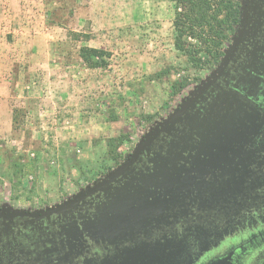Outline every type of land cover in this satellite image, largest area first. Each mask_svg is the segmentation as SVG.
Here are the masks:
<instances>
[{"label": "rangeland", "instance_id": "1", "mask_svg": "<svg viewBox=\"0 0 264 264\" xmlns=\"http://www.w3.org/2000/svg\"><path fill=\"white\" fill-rule=\"evenodd\" d=\"M261 14L264 0H245L221 65L198 72L174 49L167 1L0 0V218L68 209L112 188L178 125L194 128L191 112L219 86ZM82 47L109 53V66L88 68ZM186 77L191 85L173 96L174 80ZM121 135L128 140L110 161L106 141Z\"/></svg>", "mask_w": 264, "mask_h": 264}, {"label": "flooded vegetation", "instance_id": "2", "mask_svg": "<svg viewBox=\"0 0 264 264\" xmlns=\"http://www.w3.org/2000/svg\"><path fill=\"white\" fill-rule=\"evenodd\" d=\"M261 18L219 86L191 112L198 117L194 128L178 125L112 188L83 196L68 209L1 217L0 264H105L134 244L132 238L138 242L131 248L143 244L158 253L138 264H264V14ZM187 177L191 183L197 177L199 187L192 196L175 198L174 192L191 186L184 185ZM129 183L139 202L134 207L151 205L148 211H131L120 194L113 195ZM206 188L210 195L198 199L196 193ZM204 199H215V212L185 211L184 206L205 207ZM206 216L208 226L202 224ZM106 221L114 223L117 237L103 234Z\"/></svg>", "mask_w": 264, "mask_h": 264}, {"label": "trees", "instance_id": "3", "mask_svg": "<svg viewBox=\"0 0 264 264\" xmlns=\"http://www.w3.org/2000/svg\"><path fill=\"white\" fill-rule=\"evenodd\" d=\"M163 1L172 3L175 7L173 20L175 51L184 57L189 67L195 71L209 72L217 69L241 26L244 0ZM80 58L90 69H105L109 66L106 59L110 58V54L104 50L82 47ZM191 83L188 77L174 80L172 95L176 96ZM16 116L14 112V125L18 122ZM127 140V136L121 135L106 141L109 153L113 155L110 161L118 162V149ZM16 167L20 171L24 168L22 164Z\"/></svg>", "mask_w": 264, "mask_h": 264}, {"label": "water", "instance_id": "4", "mask_svg": "<svg viewBox=\"0 0 264 264\" xmlns=\"http://www.w3.org/2000/svg\"><path fill=\"white\" fill-rule=\"evenodd\" d=\"M212 148H213V146H212ZM201 177H202V175H201ZM196 181H197V177H195L193 179L192 183H191V178H188L187 177L186 178V182H185L184 185L188 184V182H189V183H191V186L190 187H186L187 186L186 185L183 188V190H180L178 192H174L173 194L175 195V198L177 197V195H182L183 196V194H185L186 196H192L195 193V190L199 187V186H196V185H198L196 183ZM235 183H237V182H232V184H233L234 187H235V185H234ZM128 185L129 186L121 188L119 190V192L114 193L113 195L120 194L121 195V198L123 200L122 203H128L129 206H130V208H131L130 209L131 211H144V212L148 211L151 208V205H150L149 208L145 204H140L138 207H134V202L137 203V204H139V202L136 201V199L133 197V194H132V191L133 190L131 188H133L132 185H134V183H129ZM224 185L225 184L223 183V187H224ZM129 188H130V190H129ZM215 191H216V195H217V193L220 192V189L219 188L218 189L216 188V190H215V188H213V193H215ZM231 191H233V190H231ZM199 192H200V194H199ZM199 192L196 193V196L200 200H201L202 197H204V196L208 197L210 195L209 193H207L208 192V188H206V189H204L202 191L199 190ZM171 194L172 193H170L169 195H171ZM111 197L113 198V196H111ZM129 197H131V199L133 200V202H129V199H130ZM115 200H116V202L115 203H112V205H114L116 207L119 201L117 199H115ZM185 202H186V197H184V204H185ZM214 202H215V199H211V200L210 199H207V201H205V199H204L203 201H201V203H202V205H205V207H203L201 205L200 206H196V205L193 206V205H191V206L186 207V206H184V204H183V206H184L185 211H188V210L191 211L193 209L196 210L195 208H198L199 207L201 209V211L200 212H197V214L198 215L200 214L202 216L209 209H211V211L215 212L214 209H213V207H212L213 204H214ZM122 207L125 208V205H123ZM114 210H117V207ZM176 210H177V208H176ZM220 215H221V217L224 216L222 213H220ZM142 219H145V216H142ZM209 220H210V217L209 216H206L204 218V223H202V224H205L206 226H208L209 225L208 224V221ZM102 224H106L108 226V229L103 230V234L104 235H107V237L109 236V238L111 236H116L115 234H113L115 232L112 230V227L114 226V223L107 224V221H106L105 223L102 222ZM141 226H144V225H141ZM137 227H140V226H137ZM135 235H138L140 237H144L145 236V234H135ZM183 236H186V235L183 234ZM132 240L134 241V244L130 245L129 248H123L121 250L122 255H115L113 257L111 256L110 260L107 261L105 264H125L126 262L128 264H138V261L139 260H142V262L145 263V260L148 261L147 259H151L153 261V259L156 258V255L158 253L155 250H153V252L148 251L147 250V247H145L146 245H143L142 244L141 247L136 248V249L135 248H131V247L135 246V244L137 245V242H138L135 238H132ZM144 242H146V241L144 240ZM202 254H203V251H200V254L199 255H202ZM151 263H153V262H151ZM211 264H222V261L213 262Z\"/></svg>", "mask_w": 264, "mask_h": 264}]
</instances>
